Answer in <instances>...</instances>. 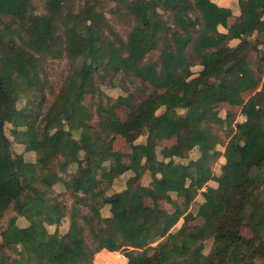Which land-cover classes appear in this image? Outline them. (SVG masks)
<instances>
[{
	"label": "trees",
	"instance_id": "obj_1",
	"mask_svg": "<svg viewBox=\"0 0 264 264\" xmlns=\"http://www.w3.org/2000/svg\"><path fill=\"white\" fill-rule=\"evenodd\" d=\"M74 1L43 0L44 11L37 13L34 0H0V229L12 212L1 231L0 264L76 258L68 252L69 233H50L46 227L65 217L66 205L58 196L66 192L87 209L71 206L68 231L81 230L76 218L83 216L100 239L89 249L91 255L104 247L132 249L125 256L139 264H264V0H238L240 14L226 32L218 26L227 25L231 10L212 0H109L134 22L126 40L97 8L98 0H85L76 12ZM30 24L39 34L35 41L24 37ZM233 39L240 41L231 46ZM152 50L159 56L147 59ZM250 52H257L255 68ZM49 56L66 58L71 68L36 126V114L18 108L17 101L29 97L31 89L47 87L42 72ZM193 64L201 66L196 74ZM95 75L110 86L122 82L125 95L107 97L105 103ZM170 77L180 82L174 85ZM127 79L139 83L133 87L139 98ZM90 93L98 95V128L88 123L92 114L83 104ZM221 102L239 106L243 120L231 112L216 115L212 107ZM122 105L129 108L125 120L116 113ZM105 121L112 125L102 131ZM6 123L23 136L20 143L25 152L35 153L33 160L14 152ZM213 125H225L227 139ZM115 134L133 144L128 154L132 174L123 190L107 193L125 170L117 163L105 165L100 156ZM140 136L146 141L136 143ZM171 137L177 140L176 153L159 160V143ZM191 152L196 159L175 161ZM221 156L225 163L214 171ZM106 172L112 178L99 181L97 176ZM146 173L147 185L141 183ZM210 180L217 186H209ZM173 196L200 197L197 214L204 223L188 224L194 214H185L187 203H176L173 213L159 208L160 200ZM145 198L154 202L152 211L142 205ZM104 206L109 216H102ZM248 209L260 214L261 223L246 237L242 228ZM181 217L183 224L174 230ZM19 218L28 224L19 226ZM207 239L212 246L204 253ZM152 248L158 251L156 261L147 254Z\"/></svg>",
	"mask_w": 264,
	"mask_h": 264
},
{
	"label": "rangeland",
	"instance_id": "obj_2",
	"mask_svg": "<svg viewBox=\"0 0 264 264\" xmlns=\"http://www.w3.org/2000/svg\"><path fill=\"white\" fill-rule=\"evenodd\" d=\"M99 2L96 4L98 9H101L105 12L106 17L108 18L112 28L114 29V31L123 39L126 40L128 32L131 29V26H133V20L132 18L128 15V13L125 11L124 8L122 7H117L116 4H114L113 2L109 1V0H98ZM85 0H75L73 2V10L74 12H76L77 10H79L83 4H84ZM34 5H35V11L37 13H43L44 11V7H43V0H34ZM117 7V9H115ZM171 12V9L166 12L165 15H169ZM195 15V14H194ZM237 17V14H234V16H232L229 20H228V26L231 25L232 23L235 22ZM163 28L164 26L161 25ZM219 30L220 31H227L226 27H222L219 26ZM255 34L252 35L251 39L255 38ZM24 37H26L27 39L30 40H37L39 37V34L36 30V28L33 25H28L25 29H24ZM112 38V36H109ZM240 41V39H234L231 40L229 42V44L231 46L236 45L238 42ZM159 56V51L158 50H152L151 52H149L146 56L147 59H152V58H157ZM250 59L253 61L252 66L253 68H255V64H258V56H257V52H250L249 54ZM71 65L70 63L67 61L66 58H55L52 56H49L45 59L44 61V65H43V72H42V76L44 77V79L48 82L47 87L44 89L43 92L36 90V89H31V91L28 93L29 97L26 96H21L18 101H17V107L18 108H23V107H28L27 110H31L32 113H35L37 117L33 118V121L35 123L36 126L41 125V116L42 114L46 111V107L47 105L54 99L56 93L59 91L60 87L62 86L66 76L68 75L69 71H70ZM191 69L193 71L194 74H196L199 69H201V66L198 64H193L191 66ZM264 72V69H263ZM169 80L171 82H173V84L179 83L180 82V78H173L170 77ZM131 79H127L126 80V85L129 86V88H132L136 85H138L139 83L134 82V84H130ZM120 82L117 83V85L115 86H110L108 84H104V81L100 78H98L96 75L94 76V84L98 87L101 88V90L104 92V95H102L103 101L106 103L108 101L107 97H110L111 99L116 98L119 95H125V91H124V85L119 84ZM123 85V86H122ZM212 87L216 85V82H214V80H211V84ZM136 97L139 98L141 96V93L138 92L137 89H133ZM182 93L185 95L187 94V90L184 89L182 91ZM244 98H247L249 96V93H244L243 94ZM98 101V95H96V93H90L85 95V98L83 100V104L85 107H88L91 111V118L88 120V123L92 124L94 127L98 128V124H99V114L96 111L98 105L95 106V103ZM174 101L173 99L169 100V105H173ZM149 108V106H148ZM213 112L224 118L226 116V114L228 112H231L233 114L236 115V120H238V117L240 119V108L237 106H234L232 108L225 106V105H215L212 107ZM161 110H159V112H161ZM179 113H183L184 110L183 109H178ZM116 113L119 115V117L122 120H125L128 116L129 113V108L127 106H120L117 110ZM112 125L111 122L109 121H105L102 125H101V130L102 131H106L108 129V127H110ZM226 126H215L213 125V130L217 133V135L221 138V139H227V129L225 128ZM5 129V133L6 135L12 140V147L14 152L17 153H24V157L27 160H33L35 157V153L34 152H25L24 151V147L23 145L20 143V139L23 138V136L21 135H15L13 133V125L12 123H6L4 126ZM17 130H23V127H19L16 128ZM74 136L77 137V132H73ZM146 141V136H140L136 142H144ZM176 137H173L172 139H165L162 140L159 145H158V159L159 160H164V157L170 156L172 155L174 152L177 151L176 149ZM220 147V145H219ZM222 147H220L221 149ZM109 149V151H108ZM108 149L105 153H102L100 156L101 158L104 159V161H107V163H113L115 160V157L113 156V153H127L130 152L132 149V143H128L126 142V140L119 134H115L112 135L109 138V144H108ZM111 152V156H107L106 155L108 153ZM196 155V152H191L187 158H175L176 162H180V163H187L189 161V159H191V157H194ZM167 159V158H166ZM220 159V158H219ZM219 159H217V161L213 164V170L217 171L219 169L220 161ZM125 162H122V165H124ZM87 164H84V167H86ZM107 165V164H106ZM75 169L74 164L70 165L69 170L72 171ZM132 173V172H131ZM104 180L101 181H108L109 179L105 178L103 176ZM128 177H125L123 180L126 181ZM150 175L149 173H146L145 176H143L141 178V183L143 184H148L150 181ZM114 185L117 186V182L116 181H112L111 183V188H108L107 186V193H113L118 187H114ZM62 191V188L57 187L56 188V192ZM58 199L65 203V217L61 220L60 223L58 224H47L46 227L48 229V232L52 233L54 231H57L59 234H65L66 232L69 233V227H70V213H72V209L71 206L72 205H76L77 207H79L80 209H82L84 212H86L85 210H87L85 207H81L79 204H74V198L73 196H71L69 194V192H66L64 195H60L58 196ZM168 199L165 203L164 202H160V205L162 207H165V209H168L170 211L173 212L174 208H175V204L174 203H188L189 204V209L187 210L192 212L193 214L197 213L198 210V205H199V200L200 197L194 199L192 197H186V198H180V197H175L173 196L172 198H166ZM145 206H147L148 208L151 207V202L149 200H146L144 202ZM104 211V210H103ZM12 212H8L6 214V217H4L3 221H2V227L0 229V240H1V231L3 230V228H5L7 222H8V218L9 215ZM250 217V218H249ZM77 221L78 223L81 225L82 230L84 231L83 234L81 236H79L80 234H78L76 232V230H73L72 234H68L66 241L68 242V245L74 243L79 242V245H81L79 247L78 252L73 251V254L76 258H74L73 256L71 257V259L73 261H69L67 259H63L61 262H57L55 264H88V262H91V264H94L92 262V255L89 256V249H95L96 246L98 245L96 239H95V235L94 232L90 231V227H92L91 223L88 221H86L84 219L83 216H77ZM203 221L202 217H195L194 220L189 221V224L194 225V224H198L201 223ZM261 223V216L260 214H256L254 212H252L251 214L247 215L246 217V223L242 229V234L245 235H252L249 234L251 232V230L253 229V227H255V225H258ZM17 224L19 226H25L28 224V221L23 219V218H19V220H17ZM183 224V218H181L176 225L174 226V230L178 229V227H180ZM95 231V230H94ZM81 239L82 242H80ZM212 246V239H207L204 241V253H208L209 250L211 249ZM126 250H120V254L122 255H126L128 253H126ZM96 251V250H95ZM8 253L13 254V252L11 250L7 251ZM2 253V249L0 248V254ZM155 250H149L148 254L151 256V258L155 259V257L157 256ZM93 254V253H92ZM134 255V254H133ZM127 257V256H126ZM128 258V257H127ZM94 259V258H93ZM109 259L105 258V257H101L97 264H108ZM111 260V259H110ZM172 262V261H171ZM139 264L138 259H132L130 258L127 259V264ZM39 264V263H37Z\"/></svg>",
	"mask_w": 264,
	"mask_h": 264
},
{
	"label": "crops",
	"instance_id": "obj_3",
	"mask_svg": "<svg viewBox=\"0 0 264 264\" xmlns=\"http://www.w3.org/2000/svg\"><path fill=\"white\" fill-rule=\"evenodd\" d=\"M214 3H216L218 6H220V7H225V8H229L230 10H231V15L228 17V19H227V25L226 26H222V27H226L227 29H228V27L229 26H231V25H229L228 26V20L232 17V16H234V14H237V16L240 14V7H239V5H238V0H212ZM233 24V23H232ZM219 26H221V25H219ZM219 26H218V29H219ZM223 32V31H222ZM226 32V31H225ZM234 40V39H233ZM169 80V79H168ZM169 82L170 83H172L173 84V82H171L170 80H169ZM177 84V83H176ZM210 84H211V82H210ZM175 85V84H174ZM212 87V86H211ZM213 87H215V86H213ZM244 93H247V92H244ZM244 93H242V95L244 94ZM183 94V93H182ZM184 95V94H183ZM244 97V96H243ZM220 104H222V105H225V106H228V107H230V108H232V107H234V106H237V105H231V104H229L228 102H221V103H217V104H215V105H220ZM214 105V106H215ZM237 107H239V106H237ZM240 108V107H239ZM213 110V109H212ZM239 115H240V112H239ZM121 119V118H120ZM122 120V119H121ZM243 120V117L240 115V119H239V117H238V121H242ZM173 137H171L170 139H172ZM137 143V142H136ZM133 145V144H132ZM108 151H109V149H108ZM131 152V151H130ZM130 152H127V153H117L118 154V157H116V155H114V153H113V156L115 157V160H114V162L113 163H107V161H104V164L106 165H110V164H118V166L119 167H122V168H124L125 170L123 171V173L122 174H120L118 177H116V178H114V180L113 181H116L117 182V186L116 185H114V187L116 186V187H118L116 190H115V192H118V191H121V190H123L124 188H125V180H123L125 177H129L132 173V171L130 170V169H128V167H129V165H130V163H131V159L128 157V154L130 153ZM105 153V152H104ZM174 153H176V152H174ZM173 153V154H174ZM193 153V152H192ZM107 156H110V157H112L111 156V152L110 153H108L107 155H106V157ZM113 158V157H112ZM197 158V155H195L194 157H191V159H196ZM219 161H220V164L222 165V164H224L225 163V158L223 157V156H221L220 157V159H219ZM122 162H125L124 163V165H122ZM84 164H87L86 165V167H84ZM74 166H75V164H74ZM87 166H88V162H84L83 163V168L84 169H86L87 168ZM70 167V166H69ZM103 176L105 177V178H107V179H111L112 178V173L111 172H106V173H102V174H99L98 176H97V178H98V180L99 181H101V180H104V178H103ZM145 185H147V184H145ZM208 185L209 186H212V187H216L217 186V183L215 182V181H213V180H210V181H208ZM205 189V187L202 189V190H204ZM180 198H183V197H180ZM184 198H186V197H184ZM196 198H198V196L196 197ZM196 198H194V199H196ZM146 200H149L150 202H151V207L150 208H148L147 206H145V204H144V202L146 201ZM168 199H162V200H160L159 201V208L160 209H164V210H166V211H168L169 213H173L175 210H176V203H174L175 204V208H174V210H173V212L172 211H170V210H168V209H165V207H162L161 205H160V202H164L165 201V203H167L166 201H167ZM188 204V203H187ZM142 205L147 209V210H149V211H152L153 210V208H154V202L152 201V199L151 198H145V199H143V201H142ZM189 209V204H188V207H187V209H186V212H185V214L186 213H188V212H190V211H188L187 212V210ZM104 210V211H103ZM252 212H254L253 210H251V209H248V211H247V213H246V216H245V223H246V217H247V215H249V214H251ZM101 213H102V216L103 217H105V216H109L110 215V210H109V208L107 207V206H104L103 208H102V210H101ZM255 213V212H254ZM257 214V213H256ZM202 217L201 215H199V214H194V218H192L191 220H194L195 219V217ZM181 218H183V217H181ZM180 218V219H181ZM203 218V217H202ZM250 218V217H249ZM190 220V221H191ZM204 223V218H203V221L201 222V223H198V224H194V225H202ZM188 224H189V222H188ZM191 225V224H190ZM259 225V224H258ZM258 225H255V227H257ZM244 227V226H243ZM243 229V228H242ZM90 231L92 232H94V235H95V239H96V241L98 242L97 244L98 245H100V239L98 238V236L96 235V233H95V231L93 230V228L92 227H90ZM76 232L78 233V234H80L79 236H81L82 234H83V230H82V227H81V230H76ZM73 233V231H70L69 232V234H72ZM249 234H252V230H251V232L249 233ZM246 237H249L250 235H245ZM82 237V236H81ZM78 240H80V242H82V240L81 239H78ZM76 242V241H75ZM72 243V244H70L69 245V250H68V252H72L73 253V251H78L79 250V247L81 246V245H78L79 244V242L78 243ZM155 244H153L152 246H154ZM129 250H132V249H129ZM129 250H127V251H129ZM150 250H155L156 251V257H155V259H153V258H151V256L148 254V257L152 260V261H156L157 260V258H158V251L156 250V249H154V248H152V249H150ZM89 256H91V254L89 253ZM101 257H105V258H107V259H109L108 261L106 260L105 262H108V264H127V257L126 256H124V255H122V254H120V252L119 251H109V250H107L106 248H104V247H102L101 249H99V250H97V251H95L93 254H92V262L94 263V264H97V262H98V260L101 258ZM94 258V259H93ZM111 259V260H110ZM88 264H91V262H88Z\"/></svg>",
	"mask_w": 264,
	"mask_h": 264
}]
</instances>
